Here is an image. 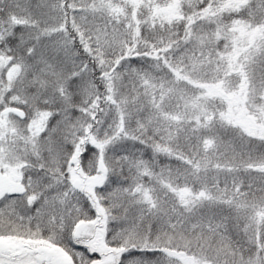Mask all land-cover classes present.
<instances>
[{
    "label": "snow or ice",
    "instance_id": "obj_1",
    "mask_svg": "<svg viewBox=\"0 0 264 264\" xmlns=\"http://www.w3.org/2000/svg\"><path fill=\"white\" fill-rule=\"evenodd\" d=\"M0 264H264V0H0Z\"/></svg>",
    "mask_w": 264,
    "mask_h": 264
}]
</instances>
